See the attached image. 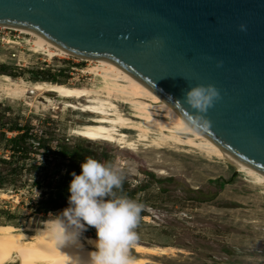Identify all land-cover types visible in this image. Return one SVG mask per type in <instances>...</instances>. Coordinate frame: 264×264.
I'll use <instances>...</instances> for the list:
<instances>
[{"label": "rangeland", "instance_id": "374dc122", "mask_svg": "<svg viewBox=\"0 0 264 264\" xmlns=\"http://www.w3.org/2000/svg\"><path fill=\"white\" fill-rule=\"evenodd\" d=\"M11 52L0 51V67L6 68L14 81L24 80L29 85L48 82L31 77L29 70L36 72L42 68L44 73L56 75V84L101 87L99 78L88 72L90 64L77 57H49L30 52L29 57L23 56L29 61L22 63L11 58ZM64 102L54 95L32 94L14 100L0 92V117L5 128L19 126L28 131L29 143L37 138L50 146L48 154L40 149L30 153L29 160L16 162L17 166L24 164V170L31 164L36 167L29 172L22 171L15 187L0 188V210L3 212L0 225L30 230L41 227V221L47 219L49 213L35 211V201L41 198L39 195L35 199L36 191L41 194L42 190L30 186L27 178L38 172L54 173L53 169L44 170L40 165L54 161L60 164L59 178L69 164L80 169L81 163L76 159L71 162L69 153L68 157H59L63 146L69 152L80 146L86 149V157L104 160L122 169L129 188L141 189L136 200L144 205V216L137 229L140 237L137 244L148 248H173L164 254L144 252L143 255L133 247V258H145L152 264H264V187L244 180L245 177L236 173L228 162L208 161L183 146L156 150L145 149L146 143H143L137 145L136 151H129L116 144L85 140L74 135L73 130L82 127L88 115L66 109ZM70 102L84 104L83 101ZM120 110L131 114L129 106L120 105ZM17 135V132H6V138ZM133 136L131 134L130 138ZM9 154L0 144V158L8 159ZM7 169L8 166L0 164V172Z\"/></svg>", "mask_w": 264, "mask_h": 264}, {"label": "water", "instance_id": "95a60500", "mask_svg": "<svg viewBox=\"0 0 264 264\" xmlns=\"http://www.w3.org/2000/svg\"><path fill=\"white\" fill-rule=\"evenodd\" d=\"M0 23L112 61L179 114L169 96L214 85L197 130L264 173V0H0Z\"/></svg>", "mask_w": 264, "mask_h": 264}, {"label": "bare ground", "instance_id": "6f19581e", "mask_svg": "<svg viewBox=\"0 0 264 264\" xmlns=\"http://www.w3.org/2000/svg\"><path fill=\"white\" fill-rule=\"evenodd\" d=\"M0 26L30 36L27 44L30 52L34 54L39 53L49 57L73 56L89 63L88 72L99 78L101 84L99 88L48 82L29 85L24 80L14 81L8 75H0V92H3L7 98L15 100L28 94L40 97L54 95L64 99L66 109L88 115L83 121L85 124L73 130V134L78 137L91 142L116 144L121 149L129 151H136L137 145L143 143H146L145 149L156 150L183 146L208 161L218 159L224 163L228 162L236 172L245 177L244 180L264 187L263 172L238 158L197 128L185 127L177 110L117 64L102 57L70 51L30 28L9 23H0ZM70 100L83 101L84 104L73 103ZM120 105L129 106L131 114L123 113ZM131 134L134 135L133 138H130ZM89 247L86 245V248ZM134 247L143 255L144 252L151 255L155 252L164 254L169 250L173 251V248H148L138 244ZM68 260L69 256L66 252L59 251L53 246L48 233L43 230V225L31 230L26 227L0 225V264H66ZM133 264H152V262L145 258H133Z\"/></svg>", "mask_w": 264, "mask_h": 264}, {"label": "clouds", "instance_id": "9594fccd", "mask_svg": "<svg viewBox=\"0 0 264 264\" xmlns=\"http://www.w3.org/2000/svg\"><path fill=\"white\" fill-rule=\"evenodd\" d=\"M168 99L181 110L185 127L206 129L211 123L206 113L221 96L214 85L197 84L184 91L182 99ZM80 169V174H71L67 206L49 213L42 220L43 230L57 250L68 254L66 264H133L131 250L140 238L144 205L123 194L122 169L92 157H86ZM39 195L36 191L35 199ZM90 228L95 229L94 240L84 235Z\"/></svg>", "mask_w": 264, "mask_h": 264}, {"label": "trees", "instance_id": "16d2710c", "mask_svg": "<svg viewBox=\"0 0 264 264\" xmlns=\"http://www.w3.org/2000/svg\"><path fill=\"white\" fill-rule=\"evenodd\" d=\"M31 72V77L33 80H41V81H48V82H56V75L50 74L49 72L43 71H36L29 70ZM59 73H62L60 71ZM58 73V74H59ZM0 75H8L12 76V74H8L6 72V68L0 67ZM0 117V144H3L4 150L9 152L8 159L0 158V164L4 166H8L6 172H0V188L2 187H15L17 185V181L20 178V173L22 171L29 172L31 169L35 168L36 165L31 164L25 169L24 164L21 166H17L16 162L19 161H27L29 160L30 153H37L40 149L44 150L45 152L50 153V146L49 144H43V142L39 141L37 138L32 139V142L29 143V134L27 130L21 128L19 126H10L9 128H5V124L1 123ZM6 129V130H5ZM6 132L12 133L17 132L18 135L13 138H6ZM86 150V149H85ZM85 150L80 146H75L74 149L69 152L65 146L62 147L61 152L59 153L60 158L68 157L67 154L69 153L70 156L68 158L72 161L78 160V162L82 163L85 156ZM48 162V160H45ZM104 162V160H101ZM44 170L53 169L54 173H49L47 171L38 172L35 174H29L28 181L31 183L30 186L34 187L37 190H42L40 196L41 198L35 201L36 210L38 213L48 214L50 212L61 210L62 208L67 206V197L69 196L68 192V185L72 179V173L75 172L76 174H80L81 169L76 168L73 164H69L66 168L64 175L62 178H59L60 164L54 162L47 163L43 166L40 164ZM39 165V166H40ZM56 170V172H55ZM53 185V187H51ZM49 188L48 192H44L45 189ZM14 191V190H13ZM140 188H129L126 181L123 184V194L127 195L129 198L135 199L136 196L140 193ZM2 214L3 212H1ZM7 216L9 214H6ZM144 216L141 213V217ZM85 234L89 235L92 238H95V229H89Z\"/></svg>", "mask_w": 264, "mask_h": 264}, {"label": "built area", "instance_id": "2783aa9c", "mask_svg": "<svg viewBox=\"0 0 264 264\" xmlns=\"http://www.w3.org/2000/svg\"><path fill=\"white\" fill-rule=\"evenodd\" d=\"M27 39H30V36L21 33L20 31L14 30L12 28L6 27V26H0V51L1 52H11L10 50H13L14 52H11L9 55L11 58L17 59V61H21L22 63H25L29 61L28 58H24L23 56L29 57L30 55V49L24 48L22 44H27ZM18 48L20 51L15 50ZM18 52V53H15ZM27 52L28 55L25 54ZM20 56L23 58L21 59ZM41 59V58H40ZM52 59V58H51ZM42 63H45V60L41 59ZM20 67V64H18ZM47 66V64H46ZM40 71H43L42 68L39 69Z\"/></svg>", "mask_w": 264, "mask_h": 264}]
</instances>
